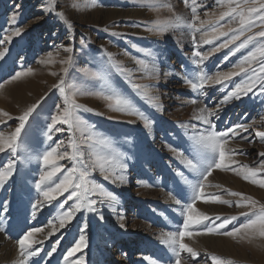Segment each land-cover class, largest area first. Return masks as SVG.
<instances>
[{"label": "rangeland", "instance_id": "obj_1", "mask_svg": "<svg viewBox=\"0 0 264 264\" xmlns=\"http://www.w3.org/2000/svg\"><path fill=\"white\" fill-rule=\"evenodd\" d=\"M165 2L171 5L172 11L168 8L157 10L140 4L139 0H97L95 7H86L84 0H57V9L64 12L65 19L72 25L69 29L64 20L44 10L47 0H0V38L11 34L15 27L24 28L21 36L14 37L10 43L0 44V50L8 49L5 57L0 59V85H3L0 88V110L13 117L0 116L3 121L0 133L8 135L13 132L18 125L15 117L40 101L21 133L18 152L15 155L0 153V165L10 159L16 161L12 177L0 187V264H17L20 258L13 252V246L17 248L16 240L32 228H43L44 232L36 234L35 239L43 243L35 245L41 251L29 264H66L64 256L78 240L85 224L88 247L71 259L82 256L85 264H150L151 260L157 264H171L172 253L161 243V233L177 231L183 221L181 207L174 203L169 193L182 204L190 202L194 195L190 184L178 173L183 172L191 182L199 179L184 166L180 155L183 153L191 158V136L207 128L196 120L197 110L205 105L215 108L247 76L234 77L223 89L219 85L207 88V95L192 92L183 78L195 68L193 53L196 50L207 52L225 38L197 49L192 41V29L188 27L192 18L191 0L188 6L183 0ZM196 3V14L200 19L213 23L219 13L226 10L223 0L221 3L196 0ZM14 13L18 14L17 24L10 22ZM174 16L183 17L184 23L170 27L164 33L148 30L157 20L170 21ZM196 35L199 39L200 34ZM68 46L73 48L71 54L64 51ZM253 47L249 45L235 55H229V49H222L204 62V70L208 74L232 70L233 65ZM68 55L72 56L73 63L66 80L80 89L77 103L93 109L92 112L81 110L78 115L88 126H94L92 132L95 136L106 138L114 152L124 154L126 182L113 184L104 180L99 172L93 173V179L112 192L118 202L113 206L108 201L98 202V212L76 213L70 224L45 239L49 222L62 210H58L57 201H53L35 210L33 216L32 204L39 195L35 182L43 168L37 157L52 143L46 140L45 131L55 106L62 102L61 94L53 85L64 75L62 69L66 65L61 60ZM226 55L227 60L224 59ZM49 59L50 63H39ZM137 61H144L150 69L154 67V73L146 72ZM27 68H32L33 74L12 80L17 72ZM118 68L127 70L132 82L148 86L159 99L161 109H154L141 99L132 89L128 77L121 75ZM101 69L119 91L154 121L150 129L135 117L112 111L96 95L101 91L102 82L91 73ZM193 99L197 103L193 104ZM228 106L234 107L233 112L227 113ZM220 109H217V117H220L211 118L215 130L225 131L236 124L248 128L247 132L240 131V135L230 138L227 147L235 151L233 158L239 165L258 167L260 160L264 159L258 155L264 152V142L256 136L257 131H264V95L259 87L240 100L233 99L221 105ZM130 120L135 123H129ZM69 135L71 133L67 131L54 133L53 139L66 141ZM79 136L77 132L76 137ZM242 136L248 139H242ZM61 163L70 166L71 162ZM260 175L264 176V173ZM208 179L210 184L220 188L208 187L206 194L218 193L224 199L235 201L237 197L227 195V191L240 192L264 203V188L234 171L214 169ZM58 199L63 201L64 197ZM205 200L207 196L198 200L196 208L213 219L217 215L223 219L247 211L235 205L206 203ZM72 203L69 201L63 210ZM243 221L244 217H239L234 223ZM121 223L124 228L120 227ZM231 228L229 225L228 230ZM185 242L201 253L199 260L206 253H212L232 260L233 264H264V239L261 238L249 241L201 234L186 237ZM53 246L56 251L48 256ZM109 248H113V254ZM188 264L192 262L189 260Z\"/></svg>", "mask_w": 264, "mask_h": 264}, {"label": "snow or ice", "instance_id": "obj_2", "mask_svg": "<svg viewBox=\"0 0 264 264\" xmlns=\"http://www.w3.org/2000/svg\"><path fill=\"white\" fill-rule=\"evenodd\" d=\"M140 4L152 7L154 9L168 8L172 11L170 4L165 0H139ZM185 6H188L189 0H183ZM222 0H217L221 3ZM97 0H84L86 7H95ZM226 10L221 11L215 19V23L209 20H202L196 14V0H191L192 18L188 23V27L192 29V41L199 49L204 44H213L214 41H219L222 37L223 42L215 45L207 52L196 50L193 55L196 59L193 60L195 68L184 76V83L192 92L207 95L206 89L214 86H226L227 83L233 81V78L244 74L247 79L235 85L229 91L216 108H209L207 105L199 108L196 120L207 125L203 131H196L191 136L193 144V155L191 158L183 156L182 163L193 174L198 175L199 179L196 182L188 181L183 172H179L186 183L190 184L194 195L190 202L182 204L180 199H176L171 193L170 198L176 205L181 207V215L183 217L182 224L179 229L174 232H162L161 243L164 244L172 253L171 264H188L190 260L192 264H233L230 259L222 258L219 255L206 253L202 260L198 258L201 253L185 242V238H191L194 235H217L236 239H248L251 241L255 238L264 239V203H260L250 196H246L240 192L227 191V195L237 197L235 201L224 199L218 193H205L208 187L220 188L219 185L209 183L214 169L222 171L231 170L238 176H242L245 180L264 188V159H261L258 167H250L248 165H239L233 157L236 154L234 150L228 148L230 138L240 135V131L247 132L248 128L243 124H236L227 128L225 131L215 130L216 126L213 123L212 117H217V109L229 102L230 100H240L242 97L248 96L250 92L259 87L260 93L264 95V0H223ZM57 0H47L44 10L48 14H55L61 20H64L68 28L72 25L65 19V14L62 10L56 7ZM78 7L79 5H74ZM19 7V6H17ZM17 15L13 14L11 18L12 24H17ZM224 23H221V22ZM184 23V18L174 16L170 21L157 20L149 31L164 33L170 27H176ZM234 25V26H233ZM254 29H256L254 31ZM24 32V28L15 27L11 34L0 38V44L10 43L14 37H19ZM199 33V39H197ZM83 43V41H81ZM249 45H253L252 50L248 51L247 55L229 71H217L214 74H208L204 70V62L212 55L222 49H229V55H235L242 49H246ZM8 49L0 50V59H3ZM66 53L71 54L73 48L68 46L64 48ZM150 55V53H149ZM225 60L228 59L226 55ZM51 60H41L39 63L47 64ZM61 63L66 65L62 69L64 75L59 78V82L53 85L62 96V102L55 106V111L50 117V122L47 124L45 137L49 144L47 150L37 159L43 164V168L39 173V178L35 182V189L38 198L32 204L35 216V210L44 207L45 204H52L57 201L58 216L49 222V231L44 237L55 234L60 229L65 228L74 219L76 213L98 212L97 203L109 202L110 206L117 203V197L104 186L93 179V173L99 172L103 179L111 183H125L124 171L127 169V164L124 163V154L114 152L110 142L103 137L95 136L92 132L94 126H88L84 122L78 112L88 111L93 109L86 107L83 104L77 103L76 96L80 94V89L66 80L69 67L73 63V58L68 55ZM146 72L154 73V67L149 68V65L144 61H137ZM256 65L258 67H254ZM121 75L128 77V82L136 94L143 99L150 107L160 110L161 105L159 99L154 96L148 89V86L132 82L130 73L124 68H118ZM32 68H27L17 72L12 80L20 79L21 77L33 74ZM92 77L102 82L101 91L96 93L107 104V107L114 112H122L129 116L135 117L141 121L145 128H151L154 123L143 111H141L128 96L119 91L109 80L104 69L91 73ZM3 85H0L2 88ZM44 97H41L43 100ZM195 104L197 101L192 100ZM40 101L28 106L15 119L18 125L15 130L8 135L0 133V153H11L15 155L20 148V137L25 126L28 124L29 118L39 106ZM99 114V113H98ZM0 116H7L9 119L13 117L9 113L0 110ZM111 118V117H109ZM3 121H0L2 123ZM135 123V120L128 121ZM239 130V131H238ZM69 132L66 141L54 140V133ZM79 132V138L76 133ZM256 136L261 142H264V131H257ZM242 139L247 140V136H242ZM264 157V152L258 154ZM69 161L70 166L61 163ZM15 160H9L6 164L0 165V187H2L13 175L15 171ZM232 165H237L233 168ZM67 194V195H65ZM64 197L63 201H59V197ZM207 196L205 202L223 204L228 206L235 205L238 208H245L247 211L240 212L239 215L224 217L217 215L212 217L200 212L196 208V202ZM99 197V201L94 198ZM72 201V205L66 210L65 205ZM6 210V208H5ZM239 217H244L241 223H234L239 220ZM99 218L102 220L103 216ZM217 221H220L217 223ZM232 225L231 230L228 226ZM124 228L123 223L120 224ZM87 225L81 229V234L74 246L67 251L64 256L66 264H85L83 257L71 259L76 253L82 252L88 247L86 236ZM44 232L43 228H32L23 233L17 240L16 246L18 249L19 260L17 264H29V261L40 254L41 249L35 245L43 243L42 240L35 239L36 234ZM56 251L53 246L50 252L51 256ZM145 259H149L145 257ZM150 264H157L155 260H151Z\"/></svg>", "mask_w": 264, "mask_h": 264}, {"label": "bare ground", "instance_id": "obj_3", "mask_svg": "<svg viewBox=\"0 0 264 264\" xmlns=\"http://www.w3.org/2000/svg\"><path fill=\"white\" fill-rule=\"evenodd\" d=\"M123 79L125 80V79H127L126 77H123ZM229 107V106H228ZM216 108V107H215ZM221 108H223L224 109V107H221ZM219 109H220V107H219ZM226 109V108H225ZM228 110H227V113H230V112H233V110H234V107L233 106H230L229 108H227ZM220 110H222V109H220ZM219 113H221V112H219ZM219 115V114H218ZM222 116V115H221ZM227 116V115H226ZM231 116V115H230ZM220 116H218V118H219ZM18 196H19V194H18ZM30 225V224H29ZM20 228H21V226H20ZM22 231V230H21ZM13 233V232H12ZM9 237V236H8ZM110 245V244H109ZM12 247V246H11ZM109 247V246H108ZM15 248V249H14ZM110 250V253H111V251L113 250V248H109ZM13 252H15V253H18V251H17V248L16 247H14L13 246ZM111 254H113V253H111ZM34 264V263H33ZM36 264V263H35Z\"/></svg>", "mask_w": 264, "mask_h": 264}]
</instances>
